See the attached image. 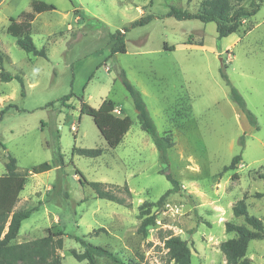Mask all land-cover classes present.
<instances>
[{"label": "rangeland", "instance_id": "374dc122", "mask_svg": "<svg viewBox=\"0 0 264 264\" xmlns=\"http://www.w3.org/2000/svg\"><path fill=\"white\" fill-rule=\"evenodd\" d=\"M32 1L0 0V70L20 75L24 82L22 94L16 79L0 80V174L6 172L8 155L15 157L17 171L27 177L14 210L36 208L13 242L43 237L50 229L65 233L60 264H88L71 255L72 249L84 250L74 236L105 246L128 263L175 264L163 243L173 234L190 245V264H227L221 243L235 233L227 232L225 223H244L233 215V204L246 195L249 213L264 224V195L255 196L264 194V0L235 32L220 39L214 22L166 15L171 6L203 12L209 0H42L56 9L36 14L30 33L45 56L25 52L6 32L10 19L19 20ZM253 2L231 1L232 10L250 9ZM146 14L154 18L126 32V52L109 57V34ZM90 56L101 60L86 78L89 65L83 58ZM223 66L257 127L230 99L220 74ZM120 70L141 92L158 132H169L174 140L166 171L180 190L161 207H150L155 223L146 235L138 232L139 207L157 201L171 183L160 172L158 150L138 122ZM70 91L74 95L63 105L61 98ZM81 99L95 108L111 99L115 113L130 117L132 125L116 147L107 145L91 116L80 114ZM8 104L12 107L1 114ZM56 129L65 166L32 174V166L52 160ZM74 145L100 147L103 153L72 155ZM237 154L242 159L236 167L222 172ZM75 167L88 181L126 183L131 197L123 191L118 195L131 206L97 197L81 184ZM100 227L105 231L93 232ZM246 257L264 264V239L251 240ZM96 261L116 264L106 257Z\"/></svg>", "mask_w": 264, "mask_h": 264}, {"label": "trees", "instance_id": "16d2710c", "mask_svg": "<svg viewBox=\"0 0 264 264\" xmlns=\"http://www.w3.org/2000/svg\"><path fill=\"white\" fill-rule=\"evenodd\" d=\"M231 1L241 2L243 0H209L203 12H190L171 6L166 15L174 17L177 20L198 19L202 22H214L216 24L217 37L220 39L235 32L241 25V21L244 17L253 16L259 10L262 0H254L250 9L237 8L235 10H232ZM71 2L73 3V0H71ZM54 9H56V7L52 3H47L42 0H33L31 2V9L29 11H23L20 14L19 20L14 18L10 19L6 32L15 38L16 44L25 52L45 56V50L43 48L38 49L32 39L30 33L31 23L36 14ZM74 11L79 13L81 17H85L84 13H82L76 5H74ZM153 18V14L140 16L132 21L129 27L110 33L109 41L111 45L109 57L116 53L126 52L125 34L129 28L148 24ZM164 48L170 50L174 49L172 45L169 47L164 45ZM225 69L226 66L220 68V74L226 85L229 86L230 99L245 115L249 124L257 127L255 115L247 108L246 102L239 91L230 83ZM92 76L93 74L90 75V78ZM119 77L133 100L141 128L151 137L158 150L161 162L160 172L164 174L166 179L171 183V187L168 188L157 201H145L139 207L140 210H142V220L138 232L146 235L147 227L155 223V215L150 214V207H161L170 194L180 190L178 180L175 179L169 171H166L168 169L167 150L173 147L174 140L169 132L163 134L158 132L141 92L127 79L124 70H120ZM12 79H16L20 83L23 94V78L20 75H12L1 68L0 80L10 81ZM73 95L74 93L72 91L64 95L61 98L62 104L65 105L66 101ZM80 101V114L91 116L107 145L110 148L116 147L132 125L130 117L128 115H116L114 113L115 103L111 99L103 100L97 108L90 106L83 99ZM51 103L53 102L49 104ZM9 107H12V105L8 104L4 107V109L1 110V114ZM52 136L53 140L50 143L53 150L52 160L43 161L32 166L29 170L32 174L49 171L54 166H59L60 168L65 166L59 143L60 135L57 129L55 132H52ZM239 141L243 146V137H241ZM75 153L88 157H97L103 153V149L100 147L82 148L74 145L72 147V155ZM241 159V154L233 156L230 163L223 167L222 172L234 169ZM5 171V173L0 174V264H60L58 250L63 247V236L65 235L63 231H52L48 229L47 234L43 237L24 242H13L18 235L22 221L27 219L36 208L30 210H14L19 199V194L24 189L27 173H20L17 171L16 158L11 155H8ZM75 172L79 175L81 184L90 186L97 197L115 201L125 206H131V203L127 201L128 199H126V197L118 195V192L123 191L128 197H131L130 189L126 183L122 187H119L100 181H88L80 169L75 167ZM261 178H264V175H261ZM262 195L264 194L261 192L255 193L257 197ZM245 199L246 195H243V197L237 200L232 206L233 215L235 217H243L244 223H225V230L235 233L234 237L228 238L221 243V251L225 256L227 264H252L248 257H246L248 244L253 239H264V224L260 218L249 213ZM144 208H146L145 211H143ZM100 231H105V229L100 227L94 229L93 232L97 233ZM73 238L84 248L81 253L75 249L71 250V255L79 262L87 260L88 264H97V257H106L116 264H141L125 262L121 257L105 246L93 244L82 237L74 236ZM163 243L167 250L166 254L168 260L173 261L175 264L191 263V248L186 240L178 235L169 234L163 239Z\"/></svg>", "mask_w": 264, "mask_h": 264}, {"label": "crops", "instance_id": "0c3cea01", "mask_svg": "<svg viewBox=\"0 0 264 264\" xmlns=\"http://www.w3.org/2000/svg\"><path fill=\"white\" fill-rule=\"evenodd\" d=\"M83 59H84V62L88 63V65H89L88 70H87L86 73H85V76H86V78H87L88 75H89V77H90L91 72H92L93 69L96 67L97 63L101 60V58L94 59V58H92V57L90 56V57H84ZM78 63H79V65H80L81 63H83V61H80V62H78ZM78 63H77V65H78ZM75 67H76V66H75ZM75 69H76V68H75ZM101 102H103V101H101ZM116 107H117V105L115 104V109H116ZM114 113H115V112H114ZM115 114L118 115V116H123V115H124V114H117V113H115Z\"/></svg>", "mask_w": 264, "mask_h": 264}]
</instances>
